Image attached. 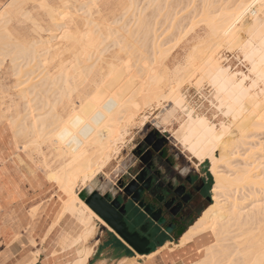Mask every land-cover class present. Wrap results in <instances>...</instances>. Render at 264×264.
I'll use <instances>...</instances> for the list:
<instances>
[{"label":"bare ground","instance_id":"obj_1","mask_svg":"<svg viewBox=\"0 0 264 264\" xmlns=\"http://www.w3.org/2000/svg\"><path fill=\"white\" fill-rule=\"evenodd\" d=\"M26 1L10 0L8 8H1L0 28L2 26L6 28L14 15V10H19ZM133 1H135L134 7L138 9L136 12L139 13L141 10L144 13L146 5L141 9V3L137 7L138 0H131V3H128L129 5L126 4L125 8L123 7L126 10L124 12L125 15L132 13ZM220 1L225 3V0ZM231 1L230 4H232ZM216 3L218 5L222 4L217 1ZM208 4L210 6V3ZM213 4L217 6L215 2ZM225 4L226 7L222 5L219 8L221 9L220 12L216 13V16L212 15H215V12L219 9L215 12L212 9L209 12L211 18L207 15L208 13L206 14L208 16L207 22L209 21L210 24L208 25L211 27L212 34L216 36L217 41L215 40V42L219 45V50L223 44L237 48L243 53L244 58L250 64L249 72L253 77L245 73L239 75L237 72H232L229 66L223 65L221 52L217 50L218 48H215L216 44L213 42L210 44L211 46L214 44L215 49L210 48L209 44L207 46L210 50L208 52L206 49L204 50L207 52L206 54L201 49L203 56H198L199 58L201 57V61L199 59L195 60L197 54H200V51L198 52L197 50L196 56H194L195 54H191L193 57L189 56L196 63L194 64L191 58V60L187 59L186 61V64L192 61V64L189 63L193 68H189V70H192L189 73L190 75H193V77L199 75V82L201 79H208L207 82L209 81L214 87L215 96L213 95V97L216 98L219 110L228 119V123L223 121L219 126L214 124L213 121L211 122L202 112V114L197 113L193 110L194 108L192 109L190 108L191 106L189 107L186 104L180 86H182L184 78L187 76L189 78L188 73L184 72V77L180 76L183 79L179 78L178 82L176 81V76L178 75H172V73L169 75V70L166 71L168 69L165 67L166 65H163L164 67L160 69L162 74L170 76L169 80L172 81L173 77H175V82L181 85L171 83L166 79L167 77L165 78L161 73H157L159 70L157 66L159 67L160 65L156 64V62L160 60L158 62L161 64L160 52L156 51L157 46L154 47L155 51H153L154 48L150 50L151 53L148 52L149 50L146 51L153 56L152 60L150 55V60H148L149 57L146 52H141L146 48L143 49L139 46L138 49H135L137 56V50H139V54L144 53L143 55L148 57L145 59V56H141L140 59L136 54L128 51L130 46H120L122 51L119 53L118 50L120 55L116 53L115 59L117 58L120 61L124 59L122 58L123 56L121 57L122 59L118 58L117 54L121 56L125 52L128 56V61L125 60L127 59L126 57L124 59L126 62L123 60L124 63L119 60L118 62L113 61L111 56L109 57L111 61L109 59L107 61L104 52L110 46H96V41L98 36H100L103 37L100 40V43H102L108 36L104 35L100 24L93 17L87 23L86 30L81 36H79L80 33L77 36L76 33L74 35L71 32L73 28L70 22L66 21L58 25L61 31L63 30L60 37L63 39L69 38L79 46H68L69 49H66L72 52L73 57L70 59L71 63L67 62L70 64H67L68 67H61L55 73L48 71L45 77L43 75L44 78H41L42 89L38 85L40 84V79L38 84L34 82V84L38 85L37 91L36 84L20 89L22 92H20V96L24 101L23 111L19 113L20 115L17 118L13 119L14 123H12L16 126V135L26 139V145L40 148L43 144L49 143L51 144L49 148L54 146L55 150H53L59 156L58 160L61 158V164L58 167H54L55 169H49L48 176L56 181L63 190V194L66 197L63 201L65 210L75 214L84 226L80 235L74 239L75 243L80 240L85 241L93 236L94 230H96L95 225H92L93 218L97 217L98 220L105 223L79 197L76 190L77 186L81 184L84 187L89 182H93L99 174L105 173L104 169L111 162L113 152L119 150V143L123 144L125 136L129 132V127L136 121L135 119L139 112L145 106L152 107L154 102L159 104L164 99L173 101L177 107L179 106L183 109L182 113L186 114L184 118L182 117L184 122L183 124L181 123L180 134L173 135L174 139L176 138L175 141L177 140L178 144L198 164L209 161V169L214 177V185L212 187L213 202L202 211L198 219L195 220L196 222L189 226L181 239V245L197 238L213 237V241L205 247L204 256L194 264H264V203H260V199H257L255 203L253 201L247 204V195L240 196L237 193L241 188L249 187L253 191L256 186L264 185L263 172H256V168L259 167L260 163L257 159L251 160L254 155L255 145L245 148L244 153L240 152L245 145L250 142L254 143L253 135L255 131L264 127V93L260 94L257 90L259 82L264 84V0H240L232 8L228 7L229 4ZM209 6L206 9H211ZM206 9H204L205 13ZM124 13L122 9L121 15L124 16ZM152 13L154 12L152 11ZM248 13L250 16H247ZM129 15H126V17H131ZM203 18L205 20V17ZM115 20L119 21L117 18ZM144 20H147V18ZM142 21L141 19L140 23L137 22L139 26ZM149 25H151L149 22L145 25L147 27L146 30L153 29ZM142 26L144 27L143 23ZM108 27L111 35H115L118 32L119 36L116 35L118 37L114 36V38L119 39L121 43L124 35H120L121 32H119L120 30L118 31V27L114 29L112 28L114 26L110 24ZM126 27L127 25H125ZM153 31H150L149 34ZM47 41L50 42V40ZM35 43H39V40L35 41ZM207 46L205 45L204 48ZM8 47L10 48V46ZM15 47L12 46V49H15L14 51L10 48L9 52L7 51L8 53H6L7 46H0V67L9 57L11 64L14 66H12L13 69L17 66L20 67L22 64L21 60L23 61L24 58H26L24 59L26 63H23L28 66L31 61L33 62L37 57L39 58L46 53V50H44L45 53L40 56L38 49L34 46H29L27 49H24V46H22V49L20 46V48L18 46L17 48ZM125 47L128 48L125 49ZM135 47L133 46V48ZM133 48H130L131 51H135ZM16 49H19L18 52ZM47 49L49 51V47ZM12 52L15 55L13 54L12 56ZM152 52L157 54L154 55ZM132 53L133 55H131ZM156 56L158 60H156ZM129 57H131V60ZM132 59L135 67L139 66L142 59L146 61V63L141 62L144 65L141 66L140 64L137 70L138 73L135 71L134 65L131 64ZM73 60L74 62H72ZM136 60H139L138 65H136ZM153 60L156 62L154 63ZM101 61L102 63L103 61L105 62L106 68ZM41 65L44 66L42 62ZM187 66H185L186 69L188 68ZM164 68L165 71L162 72ZM19 70L16 68L15 71ZM44 72L46 71L44 70ZM91 74L97 76V79L93 80V87L91 89L87 88L88 90L86 88H81L80 90L79 87L83 82L87 81L84 78L90 79ZM79 76L83 79L79 80ZM248 79L250 84H248ZM168 81L170 83H167ZM90 84L92 82L89 83V86ZM45 85L47 87L43 89ZM82 86L84 87V85ZM49 90H52L54 95L52 103L46 99V93L50 92ZM77 91V100H75V96L72 99V93ZM60 103H63L62 109H69L68 118L66 116L63 117L60 114L61 110L57 109V105ZM148 107H145V109ZM176 110L177 108H174L171 112H176ZM170 114V112L166 113L162 120L164 121ZM142 123L144 124L145 120ZM238 159H242V161ZM236 161L239 162L235 163ZM65 210L63 209V212ZM83 243L85 242H82L81 245H84ZM92 249L93 246L92 248L88 247L84 250H78V255L81 258L75 260L72 264H83Z\"/></svg>","mask_w":264,"mask_h":264},{"label":"rangeland","instance_id":"obj_2","mask_svg":"<svg viewBox=\"0 0 264 264\" xmlns=\"http://www.w3.org/2000/svg\"><path fill=\"white\" fill-rule=\"evenodd\" d=\"M138 1L139 2L137 3L138 4L137 7H139L140 3H141L140 6H142L141 9H143V7L146 5L144 13H142L141 10L139 11V13L136 12L138 9L134 7L135 1H133L134 9L132 8V13L130 11L131 13L130 15L129 13L126 14L131 17H126L124 13L126 11L124 10L125 8L124 6L128 4L129 2L131 3V0L130 1L128 0H27L19 10H14V15L11 21L7 24L6 28H4L3 26L0 28V46L1 47L7 46L8 49L6 48L5 50L4 48L6 53L9 52L10 48L12 49V46L14 47L16 46L15 48H17L18 46V48L21 47V49L23 48L22 46H24V49L25 48L27 49L29 46H34L35 48L38 49L37 51H39L38 54H40V56L44 54L45 53L44 50H46V53H45L46 56L42 55L39 58L37 57V59L33 60V62L31 61L32 63L30 62L28 66H25L26 62L24 61V59L26 58H24L23 61L21 60V63L23 65L21 64L22 66L20 65V67L17 66L13 69L14 66L13 64H11L9 60L10 57L8 58V60H6L1 65L0 67V123H6L12 128L13 134L15 136V139L19 143L20 148L26 151V153L29 156H31L45 171H47V173H49V169L50 170L55 169L54 167H58V165L61 164L60 161L62 162L61 158L60 160H58L59 156L54 151L55 150L54 146H51L52 148L51 149L49 148L51 145L49 143L45 145L43 144L42 147L40 148H35L34 146L26 145L25 144L26 139L23 138L22 136L20 137L19 135H16L17 129H16V126L13 125L14 123L13 119L17 118V116L20 115L19 113L23 111L24 101L20 96V94L22 93L20 89H24L28 85L31 86L34 84V82L38 84L39 79H40L39 83L41 84V78L43 77V75L45 77V74L48 71H51V73H55L59 69H61V67L63 68L68 67L67 64L71 63L70 59L73 58L71 54L72 52L70 50L67 51L66 49H69L68 46H79V45H76L75 43H73L69 38L63 39L60 37L63 32V30L61 31L60 27L58 26L60 23L66 22V21L70 22L73 28V31L71 30V32L74 35L75 33L76 35L80 33L79 36H81V34H83V32H85L86 30L87 23L93 17L100 24L101 31L104 33V35L108 36V38L105 39V41L102 43H100V40L103 37L98 36L97 41H96V46H107V47L110 46L109 48H107V51L104 52V55L107 58V61L109 57L111 56V58H113L112 59L113 61L115 60L118 62L119 59L116 58L117 59L116 60L114 56H116L115 54L118 53V50H119V53H121L122 48L120 50V46L122 47L130 46V48L131 47L133 48V46H136L135 48H133L134 50L136 48L138 49V47L140 46L143 49L148 48L147 50L145 49L144 51L142 50L141 52H146L149 50L148 51L149 53H151L150 50H153V48L157 46L156 47L157 50L154 48L153 51L156 50L158 53L160 52L159 57L161 56V64H162L161 65L158 62L160 60H158L156 56V60L158 61L156 62L153 60V62L154 63L156 62V64L160 65L158 67L155 64L157 68L159 69V70L157 69L158 71L156 70L157 73L159 72L158 74H160L161 73L160 69L164 67L163 65H166L165 67L168 68L166 71L169 70L168 74L171 75L172 73V75L173 74L178 75L176 76V79H177L176 81H178L180 80L179 78H181L180 76L184 77V72L189 74L192 71V70H189V68L193 69L191 64H192V61L194 60L193 58L189 57L191 54L192 55L195 54L194 56H196V54L200 51L199 52L200 54H197L195 60L199 59V61H201L200 59L201 57L200 58L198 57L202 55L201 49L203 50V53L205 54L210 50L211 47L213 49L218 48L217 50H219V47H218L219 45H217L215 42V40L217 41L216 36L212 34L213 32H211L212 30H211V27L209 26L210 25L209 21L207 22L208 20L207 15H209V17L211 15L209 12H211L212 9H214L213 11L215 12L216 10L221 8L222 5L226 7L225 3H227V5L229 4L228 7L232 8L240 0H232L231 1L232 4H230V0H225V3L220 0H212L211 2L210 0H206V1L205 0H148V1L146 0L147 2L144 0H138ZM216 1L222 4H219L220 5L219 6L216 3ZM9 2L10 0L4 5L5 8H8ZM159 2H160V5H159ZM213 2H215L217 6H215ZM208 3H210V6ZM206 5L209 6L211 9L209 8L206 9L207 7ZM211 5L212 6L214 5L213 8ZM158 6L160 7V10ZM161 7H163L162 10H161ZM122 9H123L124 16L121 15ZM204 9H206V13ZM134 10L135 12H133ZM220 10L221 9L215 12V15H212V16H216V13L220 12ZM152 11L155 13V15L153 16L152 14L154 13H152ZM213 11H212V14H213ZM140 12L142 14L141 16H140ZM204 14L205 15L207 14V15L205 16ZM248 15L250 16L249 13L247 14V16ZM150 16L152 19L150 18ZM203 17H205V20ZM218 17L220 18V16ZM116 18L119 21H116L115 20ZM140 18L143 20L140 25L141 27L139 26V23L141 21ZM145 18H147V20H144ZM148 22L149 24H151L149 25V27L151 26V28H153L152 30H154L153 31L154 33L152 32L151 34H149V32L152 30L151 29L146 30L147 27L145 25H147ZM142 23L144 27L142 26ZM109 24L111 26H114L112 27L114 29L115 27L116 28L118 27L117 28L118 31L120 30L119 32H121L120 35L121 34L124 35V37H122L123 40H121V43L119 39L118 41L117 38L116 39L114 38V36L115 37L119 36L118 32L115 35L110 34L111 31L108 27ZM125 25H127L126 28H125ZM37 40H39V43H35V41ZM47 40H50V42H48ZM212 42L216 44L217 47L215 46L214 48L213 46L214 44L211 46ZM207 44L210 45L209 46L210 48L207 46ZM200 45L202 48L200 47ZM205 45L207 47L204 48ZM8 46H10V48ZM45 47L47 48L49 47V51L47 48L44 49ZM126 48L128 47H125V49ZM130 48H128V51H130V53L133 52L134 54H136V50L131 51ZM158 48L160 51L158 50ZM205 49L207 52L204 51ZM18 50L16 49L17 52ZM196 50L198 52H196ZM219 51L221 52L220 53L221 60L223 59L222 64L225 66L227 65L226 67L229 66L232 72H237L239 75L241 73H245L253 77V75L250 74L249 72L250 64L244 58L243 53L241 51H239L237 48H234L228 45H223V44L221 45V48ZM148 52L146 53L148 54ZM15 53L12 52L11 55L13 56V54L15 55ZM133 53L131 55H133ZM137 53H138V56L137 54L136 56L140 59H141V56H145L143 55L144 53L139 54V50H137ZM118 54H117V57L120 59L122 58L125 59V57L126 58L128 57L125 52H123L121 56H118ZM152 54L156 55L157 53L152 52ZM149 55L150 54H148L149 58L145 56L146 57L145 59L148 58V60H150L151 55L150 56ZM131 57H129L130 60H131ZM152 57L153 56H151V60H152ZM190 58L192 59V61L189 62L191 64L187 62L190 66L189 67L187 66L188 64H186V61L187 59H190ZM124 59H122L121 61L119 60V61L121 63L126 62L125 60L128 61V58L125 60ZM145 59H142V61L146 63ZM107 61L105 60V62ZM133 61L134 60L132 59L131 64H133ZM199 61H197V63H199ZM41 62L44 64L45 67L41 65ZM72 62H74V60ZM105 62L103 61L102 63L101 61L104 67L106 65ZM135 62H136V65H138L139 60H136ZM141 62L140 64L141 66H143L144 63H141ZM195 63L196 61H194V64ZM39 64L41 65V67H39L40 66ZM139 66H136L137 67L136 68L134 65L136 72ZM185 66H187L188 68L186 69ZM16 68L17 70L19 69L20 70L15 71ZM178 69L180 72L178 71ZM44 70L46 72H44ZM186 70L187 71L189 70L190 72L189 71L187 72ZM164 71H165V68L162 72ZM173 71H176L177 73L176 72L173 73ZM186 73H185V76H186ZM163 74L162 76H165V78L167 77L166 79L169 80L168 78L170 76L168 77L165 74L164 75ZM183 77L181 78V80L183 79ZM198 77L200 76L196 75L195 77H193V75L189 74V78L187 76L186 78L183 79L184 81L182 80L183 83H182V86H180V90L182 91V95L185 98L186 104L189 107L191 106L190 108L192 109L194 108L193 110H195L197 113H200V114L203 113V115L207 116L211 122L213 121V123L217 124L218 126L223 121L225 123H228L227 117L223 115V112L221 110H219L216 98L213 97V95L215 96L214 87L209 81L207 82L208 79L207 80L201 79V81L199 82ZM174 78L175 77H173V79L171 78L172 81L171 80L169 81L175 84L178 83L179 81L175 82ZM81 79L83 78L80 77L79 80ZM84 79L87 80L88 82L85 81L83 82V84L81 83L82 85H84V87L81 85L79 87L80 90L81 88L91 89L93 87V80L97 79V76L94 74H91L90 79L88 78L89 80L87 79V77H85ZM169 81L167 83H170ZM90 82H92V84H90L89 86ZM249 82L250 80L248 79V84H250ZM165 83H166V80H165ZM37 84H36L37 86L36 91L38 90V85L42 89V84L41 85L40 84L37 85ZM40 87H39V90H40ZM46 87L47 85H45L43 89H45ZM258 87H257L258 92L260 94L264 93L263 82H259ZM212 89L214 90V92ZM51 91L46 93V99L52 103V101L54 100V95H53V91L52 92ZM77 94H78V91L75 93H72V99L75 96L76 97L75 100H77ZM161 102L159 104L158 102L157 104L156 102H154L155 104L153 103L154 106L151 105L152 107L145 106L148 108L145 109L144 107V109L141 110V112H139V115L135 119L136 121L134 120L135 122H133L132 126L129 127V132L125 136L123 144L119 143V150L113 152L111 162L104 169L105 173L102 172L101 174H99L94 179V181L89 182L88 185H92L94 188H99L102 185H105L106 187H109L110 189H114V188L121 189L120 188L121 185H124V186L127 185L131 179L130 174H134L133 171L136 168V162H135L136 157L134 154L135 147L137 146L138 142L142 140L145 137V135L148 133V131H150L151 129H156V130H159V132L164 133L168 137L169 141L172 143L174 148H176L179 152H181V154L187 156L192 162L198 164L196 160H194L189 155V153L183 147H181L180 144H178V141L177 140L175 141L176 138L174 139V136H173V135L180 134L181 129H182V124L184 122L183 118L186 116V114L184 112L183 114L182 113L183 109L180 108L179 106L177 107L174 104V102L171 100L166 101L162 99ZM57 106H58L57 109L61 110L60 114L63 117L66 116L68 118L67 115L69 114V109H65V110L62 109L63 103H60ZM172 107L173 109L177 108L178 111L176 110V112H174L175 111L174 110L173 112H171L173 110ZM169 112L171 114L163 121L162 118H164L166 113H169ZM22 114L24 115L23 112ZM143 120H145L144 124L142 123ZM253 136H254L253 137L254 143L250 142L249 144L245 145V147H243V149H241L240 152L244 153L245 148L254 144L255 145L254 155L251 160L257 159V161L260 164H259V167L256 168L257 171L256 170L255 171L263 172V175H264V127L263 129L260 128L256 130ZM238 160L242 161V159H238ZM239 161H236L235 163ZM204 164H207L209 167L210 162L205 161ZM212 178H213V185H214L213 175H212ZM85 187L86 186L83 187L81 184L77 186L76 189L78 191V195H79V192ZM241 189L237 193L240 196L247 195V198H248L247 204L253 201H254L253 203H255L257 199H260L259 201L260 203H264V185L256 186L255 190L253 191L249 187H245L242 190ZM212 202H213V199H212ZM127 206L129 210L131 211V216L133 218L137 217L138 209L133 205V202L128 201ZM212 238L213 237L211 236L209 237L211 241H213ZM201 256H204V252L202 253Z\"/></svg>","mask_w":264,"mask_h":264},{"label":"crops","instance_id":"obj_3","mask_svg":"<svg viewBox=\"0 0 264 264\" xmlns=\"http://www.w3.org/2000/svg\"><path fill=\"white\" fill-rule=\"evenodd\" d=\"M8 1L0 0V10ZM63 193L0 123V264H72L81 258L78 250L92 246L83 264H194L212 242L209 236L181 245L188 224L141 253L87 204L105 223L93 218V236L75 243L84 226L65 210Z\"/></svg>","mask_w":264,"mask_h":264},{"label":"flooded vegetation","instance_id":"obj_4","mask_svg":"<svg viewBox=\"0 0 264 264\" xmlns=\"http://www.w3.org/2000/svg\"><path fill=\"white\" fill-rule=\"evenodd\" d=\"M136 168L130 174L134 188L142 187L141 199L157 212L163 225L151 221L142 227V233L152 237V243L166 236L182 232L188 224L203 210L206 203L212 201L213 178L207 164H196L181 154L168 137L151 129L135 147ZM112 195L114 189L102 185L99 187ZM121 191V189H120ZM121 202L125 196L119 194ZM131 221L133 217L129 214ZM144 217L143 221H149ZM135 224L130 225L133 231ZM139 228V225H136ZM171 231V234L167 232Z\"/></svg>","mask_w":264,"mask_h":264},{"label":"water","instance_id":"obj_5","mask_svg":"<svg viewBox=\"0 0 264 264\" xmlns=\"http://www.w3.org/2000/svg\"><path fill=\"white\" fill-rule=\"evenodd\" d=\"M134 182L132 180L125 186L121 185V191L118 188H114V191L111 189L112 195H109L106 190L87 185L79 192V196L137 251L146 253L151 249L153 243L151 236L142 233V227L151 221L157 222L161 226L165 223V220L159 219V216L156 215L157 212L150 204H146L140 198L142 187L135 189ZM119 194L125 196L124 202H121L118 198ZM128 201L133 202V205L138 209V216L131 221L127 218V215H131V211L127 206ZM144 217H149L150 220L145 222L143 221ZM132 224H135L133 231L130 229ZM136 225H139V228ZM167 232L171 234L170 230H167Z\"/></svg>","mask_w":264,"mask_h":264},{"label":"trees","instance_id":"obj_6","mask_svg":"<svg viewBox=\"0 0 264 264\" xmlns=\"http://www.w3.org/2000/svg\"><path fill=\"white\" fill-rule=\"evenodd\" d=\"M211 202H212V201L206 203V204L204 205V207H203V210H204L205 208H207V206H208L209 204H211ZM203 210H202V211H203ZM200 215H201V213H199V214L197 215V217L194 218V219L190 222V225L193 224V223L195 222V220L198 219V217H199Z\"/></svg>","mask_w":264,"mask_h":264}]
</instances>
